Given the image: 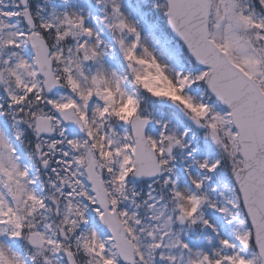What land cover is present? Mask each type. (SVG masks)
Here are the masks:
<instances>
[{
  "label": "snow or ice",
  "instance_id": "obj_1",
  "mask_svg": "<svg viewBox=\"0 0 264 264\" xmlns=\"http://www.w3.org/2000/svg\"><path fill=\"white\" fill-rule=\"evenodd\" d=\"M0 264H264V0H0Z\"/></svg>",
  "mask_w": 264,
  "mask_h": 264
}]
</instances>
